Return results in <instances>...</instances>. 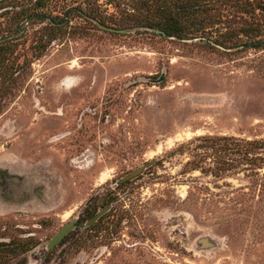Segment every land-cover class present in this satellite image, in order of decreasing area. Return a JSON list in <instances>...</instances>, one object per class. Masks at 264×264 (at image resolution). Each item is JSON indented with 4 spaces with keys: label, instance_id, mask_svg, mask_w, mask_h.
<instances>
[{
    "label": "rangeland",
    "instance_id": "1",
    "mask_svg": "<svg viewBox=\"0 0 264 264\" xmlns=\"http://www.w3.org/2000/svg\"><path fill=\"white\" fill-rule=\"evenodd\" d=\"M151 1L0 0V264H264V149L217 139L264 141V48L162 36Z\"/></svg>",
    "mask_w": 264,
    "mask_h": 264
},
{
    "label": "trees",
    "instance_id": "2",
    "mask_svg": "<svg viewBox=\"0 0 264 264\" xmlns=\"http://www.w3.org/2000/svg\"><path fill=\"white\" fill-rule=\"evenodd\" d=\"M149 6L161 14L160 18L148 17L143 23L162 36L198 39L213 48H264V18L255 19L256 11L259 14L264 13V0H152ZM236 15L238 16L235 19ZM244 15L249 16V19ZM33 18L48 19L50 31L54 26L60 27L63 23L48 18L46 12L37 11L16 27L20 30L21 23ZM17 31L14 28L12 33ZM45 42L35 44V48L45 47ZM217 139L226 141L225 145L229 150L241 154L248 155L254 149H264L263 140L238 142L230 141L226 137ZM258 159L264 164L263 157ZM83 212L88 216L84 221L90 220L97 213L96 210L88 212V204ZM10 244L12 243H0V248ZM26 244L28 242H19L17 247L26 251L29 246Z\"/></svg>",
    "mask_w": 264,
    "mask_h": 264
},
{
    "label": "water",
    "instance_id": "3",
    "mask_svg": "<svg viewBox=\"0 0 264 264\" xmlns=\"http://www.w3.org/2000/svg\"><path fill=\"white\" fill-rule=\"evenodd\" d=\"M138 171H135L133 174L137 173ZM131 174V175H133ZM101 215V212H97L95 214V216H93L90 220H88V224L96 221L98 219V217ZM73 226V222H70L66 225H64L54 236L53 238L50 240V242L48 243V247L51 248L53 247L54 245H56L57 243H59L63 238L64 236L71 230Z\"/></svg>",
    "mask_w": 264,
    "mask_h": 264
},
{
    "label": "flooded vegetation",
    "instance_id": "4",
    "mask_svg": "<svg viewBox=\"0 0 264 264\" xmlns=\"http://www.w3.org/2000/svg\"><path fill=\"white\" fill-rule=\"evenodd\" d=\"M10 184V183H9Z\"/></svg>",
    "mask_w": 264,
    "mask_h": 264
}]
</instances>
